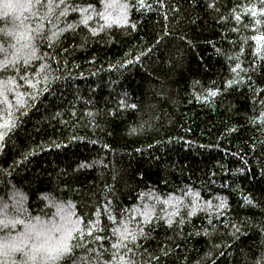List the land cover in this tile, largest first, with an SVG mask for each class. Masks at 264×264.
<instances>
[{"label": "trees", "instance_id": "16d2710c", "mask_svg": "<svg viewBox=\"0 0 264 264\" xmlns=\"http://www.w3.org/2000/svg\"><path fill=\"white\" fill-rule=\"evenodd\" d=\"M6 2L4 49L16 43L6 32L29 35L38 23L35 9ZM122 2L127 23L111 27L94 12L85 27L68 11L49 41L57 28L44 21L36 58L0 73V125H13L0 127V222L21 221L0 223V241L64 224L83 232H73L83 247L69 264H118L124 253L133 264H264V4ZM193 203L206 210L188 216ZM144 206L155 209L148 224L133 211ZM130 216L145 235L125 242L131 252L113 249V229ZM25 259L0 255V264Z\"/></svg>", "mask_w": 264, "mask_h": 264}, {"label": "snow or ice", "instance_id": "6c2138e0", "mask_svg": "<svg viewBox=\"0 0 264 264\" xmlns=\"http://www.w3.org/2000/svg\"><path fill=\"white\" fill-rule=\"evenodd\" d=\"M100 8L97 9L93 4H89L86 8L72 7L67 4L66 0H25L24 3H19L18 0H7L4 4L5 9L15 10V9H24V10H33V15H37L38 23L37 27L29 30V35H24L23 33L16 34L11 32H6V36L14 37L16 43L10 44L8 49L0 47V51L4 52V59L0 61V73L6 72L8 70H17L20 69V60L22 59L23 64H30L31 61L36 58V46L32 42L34 39L39 37L42 34L44 29V21H47L48 24H52L53 28H57V24L53 23V19L57 22L61 21V18L68 15V11H75L81 13L80 24L85 27L88 26L90 20H92V15L89 13H95L100 19L104 20L105 23L101 27H111L112 24H120L121 22L127 23L126 14L128 5L123 3L122 0H99ZM140 7H150L146 5L144 0H138ZM261 4H264V0H260ZM212 7V5H209ZM45 9L43 16H39L40 9ZM252 15L256 16L257 12L255 9L251 10ZM58 13V14H57ZM261 14H264V9L261 10ZM7 15V12H5ZM73 25H68V28H73ZM135 27V25H133ZM66 29L57 28L56 31H51V36L44 34V38L49 41L55 40L63 31ZM35 33V35H32ZM93 35H95V30H93ZM51 46V44H50ZM43 67V66H42ZM239 68V65H237ZM236 69H233L235 71ZM23 79V77H21ZM234 81H229V84ZM0 95H3L0 92ZM216 92H210L209 96H215ZM135 107V105H133ZM10 115V114H9ZM261 119H264V113L261 114ZM12 127V122L9 120L6 125H0V127ZM5 132H0V140L4 138ZM83 166V165H82ZM198 196V193L195 194ZM179 205L180 201H175ZM245 202L252 204V200L245 197ZM165 204L173 203V198H170L167 201H164ZM208 207L212 208L213 205L211 202H207ZM226 207V203L221 200L219 205L216 206L217 210ZM200 209L196 203H193L191 210L188 212V216L195 215ZM59 212H63L64 209L58 208ZM136 215L143 217V224H148L151 222L155 209L149 206H144L143 210L134 209ZM167 220L166 222L169 226L173 223V217L180 215L178 207L176 210L165 213ZM113 219V217H109ZM39 219V218H37ZM61 219H65L64 216ZM133 217H129L121 222L119 228L113 229V235L117 237V243L112 245L113 249H127V252H131L132 248L128 247L126 241L135 242L138 236H144L143 228L139 230H133L129 228V223ZM184 221L181 220L180 223ZM4 227L7 228L10 225L21 223V221L5 220L3 222ZM211 223V221H209ZM73 232L80 234L79 238H83V232L81 229H68L64 224H54L51 227L43 225L38 228L36 225L31 226L28 232L24 233L21 238H12L7 237L4 240L0 241V255L4 257H12L16 253H22L26 259L23 261V264H69L70 261L74 260L73 252L76 247H83L82 244H73L72 241L77 240L78 237L73 235ZM58 234V235H57ZM88 235H93L91 230H89ZM97 240L102 239V237L97 236ZM29 241L31 243L29 244ZM101 255H103L101 253ZM121 255L118 260V264H133V261L125 259V256ZM116 253H113V260H116ZM15 264V262H13ZM111 264V262H109Z\"/></svg>", "mask_w": 264, "mask_h": 264}]
</instances>
